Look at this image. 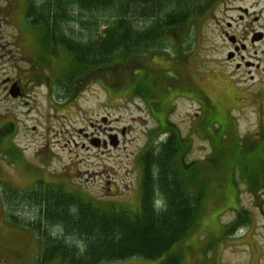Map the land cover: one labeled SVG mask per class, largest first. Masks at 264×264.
I'll use <instances>...</instances> for the list:
<instances>
[{
    "label": "rangeland",
    "instance_id": "rangeland-1",
    "mask_svg": "<svg viewBox=\"0 0 264 264\" xmlns=\"http://www.w3.org/2000/svg\"><path fill=\"white\" fill-rule=\"evenodd\" d=\"M26 6L27 0H0V132L11 127L0 140V264H38L40 248L30 225L43 227L44 209L31 202L34 190L45 195L54 185L74 195L72 203H83L80 197L93 207L133 213L144 161L164 145L172 147V165L186 184L202 191L196 226L172 249L181 253V264H264V199L251 197L235 169L228 180L234 186L219 190L218 142L204 135L197 101L175 92L191 78L213 92L214 106L231 109V85L217 78L224 50L216 46L212 15L171 29L167 46L138 62L115 61L101 74L86 70L67 87L69 56L44 52ZM211 38L209 45L205 41ZM17 81L22 97L20 91L15 97L10 93ZM243 116L242 126L253 121L248 110ZM6 187L17 191L9 192L8 200ZM9 212L20 224L7 221ZM160 260L131 257L98 264ZM46 264L61 263L56 258Z\"/></svg>",
    "mask_w": 264,
    "mask_h": 264
},
{
    "label": "trees",
    "instance_id": "trees-1",
    "mask_svg": "<svg viewBox=\"0 0 264 264\" xmlns=\"http://www.w3.org/2000/svg\"><path fill=\"white\" fill-rule=\"evenodd\" d=\"M201 5L196 0H27L25 16L39 28L46 54L62 50L69 56L65 84L71 87L81 72L105 71L115 61L135 63L164 48L171 29L200 16ZM10 131L1 130L0 140ZM161 151L144 161L139 207L133 213L93 207L79 196L83 203H72L74 195L54 185L45 195L34 190L31 202L44 209L43 227L30 225L40 248L38 264L56 258L61 264H98L131 257L181 264V253L172 249L196 226L202 191H194L176 163L173 167L171 146ZM4 192L7 200L9 192L17 193L8 187ZM6 216L20 224L13 213Z\"/></svg>",
    "mask_w": 264,
    "mask_h": 264
},
{
    "label": "flooded vegetation",
    "instance_id": "flooded-vegetation-1",
    "mask_svg": "<svg viewBox=\"0 0 264 264\" xmlns=\"http://www.w3.org/2000/svg\"><path fill=\"white\" fill-rule=\"evenodd\" d=\"M196 1L203 5H201L203 12L200 13V17L212 15L214 18L217 27L214 37L218 40L216 46L224 50L223 58L218 61L217 78L220 77L218 79L222 80V83L225 80L231 85L227 89L229 98L233 102L228 111L224 110V107L214 106L211 103L213 92L208 93L205 87H201L191 78L185 81L183 88L175 92L197 101L203 113L201 123L206 125L205 128L202 127L204 135L212 141L214 137L218 142L215 154L217 166L215 173L219 190L228 191L231 186H234L229 182L231 185L229 187L228 180H233L232 173L235 169L241 182L249 184L251 197L263 200L264 0ZM209 41H213V38L205 42L209 43ZM176 62H182L181 58L176 57ZM88 72L90 74L102 73L101 70ZM90 74L86 80L82 78L81 86L91 79ZM199 80H203V77L199 76ZM17 83L22 97L25 92L20 82L17 81ZM61 87L68 89L66 86ZM245 110L252 115L253 121L242 126L241 122L246 121L243 116ZM262 204L264 205V201Z\"/></svg>",
    "mask_w": 264,
    "mask_h": 264
},
{
    "label": "water",
    "instance_id": "water-1",
    "mask_svg": "<svg viewBox=\"0 0 264 264\" xmlns=\"http://www.w3.org/2000/svg\"><path fill=\"white\" fill-rule=\"evenodd\" d=\"M16 91V93H15ZM10 93L12 94L13 97L16 96V94L19 95V86L16 85V83L11 87Z\"/></svg>",
    "mask_w": 264,
    "mask_h": 264
}]
</instances>
